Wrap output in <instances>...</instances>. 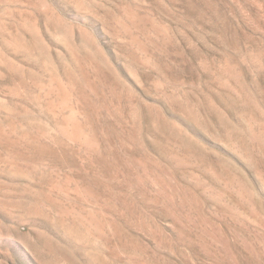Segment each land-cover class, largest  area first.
<instances>
[{"label": "rangeland", "instance_id": "rangeland-1", "mask_svg": "<svg viewBox=\"0 0 264 264\" xmlns=\"http://www.w3.org/2000/svg\"><path fill=\"white\" fill-rule=\"evenodd\" d=\"M0 264H264V0H0Z\"/></svg>", "mask_w": 264, "mask_h": 264}]
</instances>
